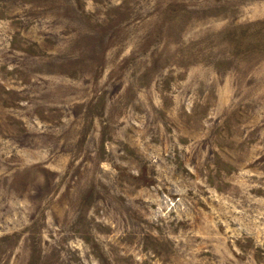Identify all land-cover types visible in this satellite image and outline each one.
Listing matches in <instances>:
<instances>
[{
    "label": "rangeland",
    "instance_id": "1",
    "mask_svg": "<svg viewBox=\"0 0 264 264\" xmlns=\"http://www.w3.org/2000/svg\"><path fill=\"white\" fill-rule=\"evenodd\" d=\"M0 264H264V0H0Z\"/></svg>",
    "mask_w": 264,
    "mask_h": 264
}]
</instances>
